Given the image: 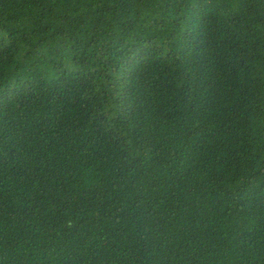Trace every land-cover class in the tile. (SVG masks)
I'll use <instances>...</instances> for the list:
<instances>
[{"label": "trees", "instance_id": "trees-1", "mask_svg": "<svg viewBox=\"0 0 264 264\" xmlns=\"http://www.w3.org/2000/svg\"><path fill=\"white\" fill-rule=\"evenodd\" d=\"M0 264H264V0H0Z\"/></svg>", "mask_w": 264, "mask_h": 264}]
</instances>
